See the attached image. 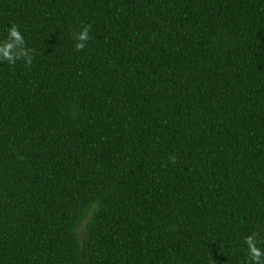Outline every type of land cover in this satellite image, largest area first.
<instances>
[{
    "label": "trees",
    "instance_id": "trees-1",
    "mask_svg": "<svg viewBox=\"0 0 264 264\" xmlns=\"http://www.w3.org/2000/svg\"><path fill=\"white\" fill-rule=\"evenodd\" d=\"M10 23L35 54L0 62V264H249L264 0H0Z\"/></svg>",
    "mask_w": 264,
    "mask_h": 264
},
{
    "label": "clouds",
    "instance_id": "clouds-1",
    "mask_svg": "<svg viewBox=\"0 0 264 264\" xmlns=\"http://www.w3.org/2000/svg\"><path fill=\"white\" fill-rule=\"evenodd\" d=\"M89 39V28L84 27L78 33L73 34L75 49L77 51L85 48V42ZM34 50L26 46L24 34L16 24H11L6 29V34L0 38V62L7 61L9 65L17 61H23L26 65L32 63ZM247 257L249 264H264V248L259 246V240L255 235L245 238Z\"/></svg>",
    "mask_w": 264,
    "mask_h": 264
}]
</instances>
